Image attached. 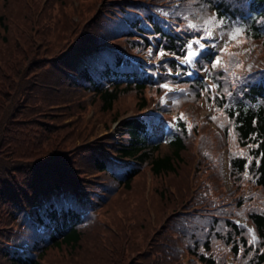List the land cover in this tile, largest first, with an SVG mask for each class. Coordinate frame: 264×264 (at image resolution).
<instances>
[{
    "label": "trees",
    "instance_id": "1",
    "mask_svg": "<svg viewBox=\"0 0 264 264\" xmlns=\"http://www.w3.org/2000/svg\"><path fill=\"white\" fill-rule=\"evenodd\" d=\"M0 264H264V0H0Z\"/></svg>",
    "mask_w": 264,
    "mask_h": 264
},
{
    "label": "snow or ice",
    "instance_id": "2",
    "mask_svg": "<svg viewBox=\"0 0 264 264\" xmlns=\"http://www.w3.org/2000/svg\"><path fill=\"white\" fill-rule=\"evenodd\" d=\"M223 23H224L223 19H216L214 17L207 18L204 21V32H205L204 38H209L213 35V33L211 31V27H210L211 25L215 24V25H221L222 26ZM188 27L191 29H197L198 25L196 23L189 22ZM229 35H230L231 41L239 42L241 37L243 36V29L242 28H236ZM193 44L198 45L201 49L204 47V45L201 44L200 39H196V40H193L192 42L188 43L187 48L189 49V51L186 53V56H185L183 63L191 64L193 62V59L199 55V52L193 50ZM224 51H227V46L225 47ZM149 54H151V49H149ZM159 55L162 57V56L166 55V53L161 51L159 53ZM218 66H222V61L219 58H217L213 64V67H218ZM169 72H170V70H169ZM190 74L191 73H189V75ZM161 87L168 89L169 85L164 84V85H161ZM212 119H216V117H212Z\"/></svg>",
    "mask_w": 264,
    "mask_h": 264
},
{
    "label": "rangeland",
    "instance_id": "3",
    "mask_svg": "<svg viewBox=\"0 0 264 264\" xmlns=\"http://www.w3.org/2000/svg\"><path fill=\"white\" fill-rule=\"evenodd\" d=\"M208 111V109H204L203 108V110H202V114L203 115H205V113ZM92 112H90V114H91ZM130 113V112H129ZM114 122V121H113ZM112 125V124H111ZM119 127V125H117L116 127H114L113 128V132H116V129ZM121 127H122V125H121ZM109 127H104L103 129H100L101 131V133H99V135L101 134H104V133H110V131H109ZM118 132V131H117ZM116 136L117 137H120L121 136V134L118 136L117 135V133H116ZM150 180H151V172H148V177H147V181H148V186H147V189L149 188V183H150Z\"/></svg>",
    "mask_w": 264,
    "mask_h": 264
}]
</instances>
